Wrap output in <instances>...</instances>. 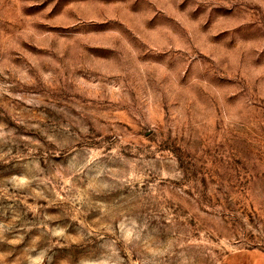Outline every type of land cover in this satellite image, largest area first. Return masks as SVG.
Listing matches in <instances>:
<instances>
[{"label": "rangeland", "instance_id": "obj_1", "mask_svg": "<svg viewBox=\"0 0 264 264\" xmlns=\"http://www.w3.org/2000/svg\"><path fill=\"white\" fill-rule=\"evenodd\" d=\"M0 264H264V0H0Z\"/></svg>", "mask_w": 264, "mask_h": 264}]
</instances>
